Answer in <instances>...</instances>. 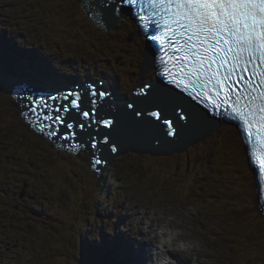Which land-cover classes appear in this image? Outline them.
<instances>
[{"label": "rangeland", "instance_id": "374dc122", "mask_svg": "<svg viewBox=\"0 0 264 264\" xmlns=\"http://www.w3.org/2000/svg\"><path fill=\"white\" fill-rule=\"evenodd\" d=\"M43 1L45 8L42 13L28 8L33 5L32 0H16L12 5V9L22 6V9L13 13V32L20 28L18 36L14 38V45L23 48L24 51L20 52L22 57L27 59L35 53L33 49L38 41L44 43L42 57L39 52L35 53L40 61L45 62L43 58L52 50L53 57H46V60L60 75L69 70L76 71L77 77L82 79H87L88 75L93 81L109 78L112 86L118 90V97L122 99L128 97L136 83L143 84L154 78L155 72L150 65L143 78L139 79L143 65L141 53L144 54L146 49H143V38L128 18L130 24L120 19L118 28L106 34L89 22L80 9L81 0ZM46 4L49 11L55 10L54 28L48 25L46 18L36 21L41 16L46 17ZM9 60L19 65L25 63L17 55H10ZM65 61L69 63L65 64ZM5 78L11 86L1 87L0 92V191L4 189L9 192V202H0V208L11 213V222L16 219V215H12L15 213L14 208L28 212L32 205L42 207L45 212L47 208L48 211L54 209L66 222L58 226V231L46 236V221H35L30 215L33 213H28L30 217L25 219L24 224L33 231H28L31 238L25 242L31 245L27 256L30 259L26 264H51L54 250L61 253V259L56 264H68L69 254L73 250L68 242L81 244L80 240L75 239L76 229H69L77 228L72 222V213L75 211L73 218L80 221L84 230L79 237L86 238L92 229L94 235L98 234L97 223L101 217H106L112 200L114 213L123 206H126L127 211L119 220L122 222H110L105 232H100L101 239L103 236L120 238L115 248H112L113 241L107 237L103 240L107 244L103 250L100 248V251H95L91 246L95 254L104 260L115 249L118 264H124L117 249L137 247V251L128 256L132 260L131 264H158V256L166 249L172 252L167 256L162 254L165 264H264V239L252 237L263 232L260 227L264 223L255 211L254 186L245 170L244 157L234 134L232 142L222 148L216 165L222 162L231 165L232 162L237 171H245L246 181L243 184L239 177H234V180L239 181L231 182L234 189L232 195H238L237 190L241 185L244 193L252 198L250 209L240 200L234 207L237 209L230 213L225 208L227 202L222 201L224 198L230 199V194L217 195L213 201H203L198 196L203 185L212 191L209 182L220 176L214 166L215 156L212 155L226 142V136L230 137L229 128L220 124L209 139L180 154L151 157L128 152L122 155L120 149L118 157L97 177L90 169L88 154L81 152L72 156L57 152L49 142L36 136L23 123L20 110L12 101L11 91L17 88L14 84L21 83L24 78L9 75ZM9 152L13 153L10 155ZM231 167L228 166L229 169ZM46 178H53L55 186L46 187ZM12 181L10 185L8 182ZM25 184L28 187L26 192L23 191ZM14 195L21 200L19 206L12 202ZM60 199L61 202L58 201ZM235 212L245 213L239 215L240 218L249 215L245 219H251L247 225L241 220L239 222L245 225L243 233L252 234H240L236 225L229 223L230 216ZM9 219L6 215L0 218V241ZM19 222L15 220L11 224L19 225ZM125 239L133 241V244L123 243ZM134 240H141L140 245ZM93 241L98 243L102 240L94 238ZM17 244L12 239L4 248L0 246V264L15 263L13 256L17 254ZM156 248L158 251L154 255ZM83 250L87 253L85 246ZM63 251L68 254H62ZM242 253H245L244 257ZM78 257V253L74 252V264Z\"/></svg>", "mask_w": 264, "mask_h": 264}, {"label": "snow or ice", "instance_id": "6c2138e0", "mask_svg": "<svg viewBox=\"0 0 264 264\" xmlns=\"http://www.w3.org/2000/svg\"><path fill=\"white\" fill-rule=\"evenodd\" d=\"M81 7L102 29L115 22L113 13L128 8L138 31L150 47L155 45L154 53L145 56V64L152 65L167 87L160 91L150 83L142 85L137 93L141 99L126 105L132 117L146 115L145 124L162 126L165 137L173 141L201 129L210 135L217 120L226 117L237 122L249 155L258 159L264 171V0H81ZM4 49L5 41L0 39V87L11 86L3 74ZM18 70L42 84L53 83V77L63 78L43 61ZM108 95L99 88L69 90L59 97L63 103L58 107L48 103L58 99L51 93L39 100L25 96L21 102L34 119L23 111L21 115L34 133L67 142L74 138L77 125L83 130L89 121L105 129L114 127L113 119H102L96 111L98 101ZM169 110L175 120L165 114ZM93 116L97 119L92 120ZM61 129L66 130L64 134ZM105 136L104 147L118 154L119 144L108 133ZM83 147L81 142L71 150ZM98 147L91 143L92 149ZM106 162L104 157L93 158L90 166L98 173ZM261 194L264 199V185ZM258 211L264 216V204Z\"/></svg>", "mask_w": 264, "mask_h": 264}, {"label": "trees", "instance_id": "16d2710c", "mask_svg": "<svg viewBox=\"0 0 264 264\" xmlns=\"http://www.w3.org/2000/svg\"><path fill=\"white\" fill-rule=\"evenodd\" d=\"M15 2H16V0H0V23L3 26H5L7 29H13V26H14L13 25V20H14L13 13H14V11H16L17 9H22V6L21 5H19L15 9H12V5ZM32 2H33V5L31 7H28V8L31 9V10H34L36 13H42L43 10H44V8H45L44 1L43 0H32ZM44 18H45L44 16H41V17L37 18L36 21L37 22H40ZM46 21H47V19H46ZM19 30H20V28L18 29V31ZM18 31H15V32L18 33ZM0 92H1V89H0ZM221 169L224 170L228 174V177L233 181V177H234L235 171L229 170L228 168L226 169L224 167L221 168ZM115 182H117V181H115ZM224 185H228V184H224ZM53 186H55L54 179L53 178H49V179L46 178V187L52 188ZM112 186H113V184H112ZM233 192H234V189H232L229 193L226 194V195L230 194V199L224 198V199H222V201H225V202H227V204H230V205H233V206H237V203H238V201L240 203V200H242L244 202V200H243L244 197L239 195V194H243V192H245L241 188V185L238 187V190H237V194L238 195H232ZM200 197L201 198H204V199H208V200L211 199L210 201H213L217 197V193L200 195ZM58 201L61 202V199L58 200ZM247 207H248V205H247ZM225 208L228 209L230 211V213H232V212L235 211V210L230 209V207H226L225 206ZM235 213L238 214V217L237 218H240L239 215H244L245 214L244 212H241V213L235 212ZM74 214H75V211L71 215L72 222L77 225V228L70 227L69 229L70 230H75L76 229L77 234H76L75 239L80 240L81 241V244H78V243H75V242H72V241L68 242L70 244V246H72V248H73V250L71 249V252L72 253L69 254V255L70 256H73L74 255V252H77L78 253V256L81 257V252H82L83 246L86 244V242H88L89 240H91L90 239L91 237H90L89 233H88V236L86 238L79 237V234L80 233H83L84 230L80 226V221H78V220H76V219L73 218ZM233 216H235V215H233ZM98 222L99 223L100 222H103V219H99ZM65 223L66 222L63 220L62 215L59 216V217H57L56 215H51L49 217V219L46 221V236L52 235L54 233V231H58L59 230L58 228H60L58 226H63ZM96 250L97 251H100V247H97ZM54 251H56V250H54ZM62 253L68 254L67 252H64V251ZM90 262L88 264H100V261L97 258H95L94 260H92ZM56 263H57V261H53L52 262V264H56Z\"/></svg>", "mask_w": 264, "mask_h": 264}, {"label": "water", "instance_id": "95a60500", "mask_svg": "<svg viewBox=\"0 0 264 264\" xmlns=\"http://www.w3.org/2000/svg\"><path fill=\"white\" fill-rule=\"evenodd\" d=\"M146 48H147V51L149 52V54H147V55H151L152 52L149 49L150 47H149L148 44H147ZM162 87L160 86L159 88H162ZM140 99H138V100H140ZM138 100L135 99L132 102L135 103ZM105 104L106 103H103V105H105ZM110 107L112 108V111L111 112H114L115 105H111ZM103 108H104V106H103ZM99 111H101L100 108H99ZM169 112H170V110L168 112H166L165 114L167 115ZM111 115H112V117L114 119H116L115 118V112H114V114H111ZM144 121L145 120L134 119L131 122L135 126L134 128L138 130L139 129V127H138L139 124H141V123L142 124H145ZM148 125L150 126V129H148V130L146 129L145 131L141 132V136H140L141 138L140 139L139 138L138 139L135 138V139L132 140L129 137L130 136V132H127L126 131L127 126H128V124H127V125H125V129H124V132L126 133V136L123 139L117 137L115 139L112 138V140H114L116 143H118L119 146H125L124 147L125 148V151L124 152L131 151V152H135V153H137L139 155H142V154H150V155H153V156H163V155L173 154V153H177V152L182 151V148H178L177 147L176 152H175L174 151V147L175 146L170 147L168 149V152H169L168 154H159L158 152L150 151V148L151 147H153L154 145L158 144L157 143V140H159L160 142H162L163 140H165V142H167V141H173V140H172V138L165 137L164 132L161 130L162 129V126L161 127H156L153 124H148ZM145 132H146V134H145ZM106 133L109 134V130H106ZM207 136H210L208 134V132L202 137V140H204L205 137H207ZM196 141L198 142V140H196ZM115 155H119V154H115Z\"/></svg>", "mask_w": 264, "mask_h": 264}, {"label": "bare ground", "instance_id": "6f19581e", "mask_svg": "<svg viewBox=\"0 0 264 264\" xmlns=\"http://www.w3.org/2000/svg\"><path fill=\"white\" fill-rule=\"evenodd\" d=\"M116 5H113V7H115ZM121 14H122V11H120V12H117V13H113V16H114V21H116V16H118V15H120L121 16ZM147 48H146V50L144 51V54L143 53H141V55H142V58H143V74H145L146 73V71H147V66H149L150 64H145V56L147 55ZM15 63H17L16 61H14ZM18 64V63H17ZM144 75H142L141 76V78L143 77ZM34 79V78H33ZM31 82H33V83H36L35 81H31ZM99 84H100V89L101 90H105V91H107V85L104 83V82H101V81H99ZM25 87L24 86H22L21 88H19L18 90H19V96H20V100H21V98L22 97H25V96H28L29 97V99H31L32 97L31 96H29V94H24L23 93V89H24ZM57 88H59V87H57ZM154 88V87H153ZM164 88L165 87H162L161 89H160V91H163L164 90ZM155 90H157L156 88H154ZM18 95V94H17ZM113 98L115 99V100H117V101H119V102H123L124 101V99H122L121 97H118V94H117V91L114 89V95H113ZM140 97H137V100L139 99ZM24 104V103H23ZM17 105V104H16ZM18 106V105H17ZM26 107H28V106H26ZM20 112V111H19ZM131 113V112H130ZM130 113H128V114H130ZM20 114V113H19ZM128 118L130 119V120H134V119H138V120H148L149 118L145 115V116H143V117H141V118H134V117H132L131 115H129L128 116ZM175 120V119H174ZM128 121V119H126V118H124V122H127ZM110 134H111V132H110ZM110 134H109V136H110ZM105 138H107L106 136H104ZM111 139H112V137H111ZM170 141H167V142H165V140H163L162 142H160L159 144H156V145H154L153 147H151L150 148V151H153V152H158L159 154H168L169 152H168V149H167V147H166V144L167 143H169ZM191 142H193V143H196V144H199L196 140H194V141H191ZM95 143H97L98 145H99V147L97 148V149H95V150H93L92 148H91V146H90V142L88 141V140H85V145L86 146H88V149L90 150V152L92 153L93 151L97 154V153H99V151H101V150H104L105 151V147H103L102 148V145H101V142L100 141H98V142H95ZM174 145H171V147H173ZM159 147V148H158ZM179 148H181V147H179ZM176 149H177V147H174V151L176 152ZM119 151H120V149H119ZM106 152H109L107 149H106ZM110 153V152H109ZM111 154V153H110ZM118 154H119V152H118ZM95 157H97V156H95ZM163 196V195H162ZM165 197V196H164ZM197 214V213H196ZM120 218L122 219V217L120 216ZM118 222H122V221H118ZM121 235V234H120ZM119 235V236H120ZM128 235V234H127ZM107 238H110V237H107ZM117 236L116 237H114V238H110V240H112L113 241V245H112V248L114 247L115 248V246L117 245ZM106 240V239H105ZM146 241V240H145ZM123 243H128V244H133V241H131V240H127V239H125L124 241H123ZM160 243V242H159ZM168 244H169V242H167ZM118 248V247H117ZM116 248V249H117ZM122 247H120V248H118L117 249V254L121 257V258H123V262H124V264H127V259H126V255L124 254V253H121V251H122ZM160 249V248H159ZM114 251H116V250H112V252H114ZM156 251H158V249L156 248ZM172 251L170 250V249H166V252L164 251V252H162V253H160V255L158 256V262L160 263V264H165V262H164V259H163V255H168L169 253H171ZM105 253V252H104ZM107 253V252H106ZM157 253V252H156ZM156 253H154V255L156 254ZM87 256H88V254L87 253H85ZM163 254V255H162ZM90 256L92 257V255L90 254ZM130 262L132 263V260H130ZM169 262V261H168ZM158 263V264H159ZM169 264H172V263H169Z\"/></svg>", "mask_w": 264, "mask_h": 264}]
</instances>
